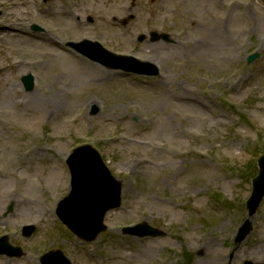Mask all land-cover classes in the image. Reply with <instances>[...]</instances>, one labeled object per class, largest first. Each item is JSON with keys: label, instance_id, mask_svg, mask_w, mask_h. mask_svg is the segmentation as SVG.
<instances>
[{"label": "rangeland", "instance_id": "obj_1", "mask_svg": "<svg viewBox=\"0 0 264 264\" xmlns=\"http://www.w3.org/2000/svg\"><path fill=\"white\" fill-rule=\"evenodd\" d=\"M72 4L79 35L59 15ZM83 37L151 61L112 58L136 70L153 73L156 62L160 75H127L87 57L83 67L75 58L52 60ZM4 65L0 234L26 254L0 256V264H40L43 252L57 248L73 264H215L219 258L264 264V200L251 217L252 231L237 240L264 153V0H0ZM29 73L35 85L27 89ZM64 95L67 105L55 119L10 114L32 112L27 106L20 112L14 99L35 106L34 100L59 102ZM150 140L158 149L141 143ZM88 144L123 184L122 206L107 213L109 229L91 242L57 216L71 191L67 158ZM9 204L15 213L7 212ZM143 222L163 235L127 234L125 227ZM25 224L36 225L32 236L23 235Z\"/></svg>", "mask_w": 264, "mask_h": 264}, {"label": "water", "instance_id": "obj_2", "mask_svg": "<svg viewBox=\"0 0 264 264\" xmlns=\"http://www.w3.org/2000/svg\"><path fill=\"white\" fill-rule=\"evenodd\" d=\"M257 54L250 58V61L255 58ZM26 87L30 89L33 86V78H25ZM260 173L254 180V191L249 200L248 207L250 215L256 212V209L264 196V155L259 159ZM108 170L100 165L96 166L89 176L83 175L76 171L75 176L78 178L77 190L82 192L85 189H90L89 185L97 187L99 184L105 182V176L109 179ZM95 173V175H93ZM82 195V194H81ZM119 187L113 183V190L104 193L103 196L95 194L89 196L82 201L75 198L72 205L63 204L60 209V216L75 232L81 236L93 239L101 230L105 229L103 218L105 212L109 207L119 205ZM251 223L249 220L245 222L240 230L238 241H242L251 230ZM133 233L146 235H155L157 231L146 224L139 225L131 229ZM53 255H49L52 257ZM61 263V262H60Z\"/></svg>", "mask_w": 264, "mask_h": 264}, {"label": "bare ground", "instance_id": "obj_3", "mask_svg": "<svg viewBox=\"0 0 264 264\" xmlns=\"http://www.w3.org/2000/svg\"><path fill=\"white\" fill-rule=\"evenodd\" d=\"M76 7L77 5H74L72 4L71 6H69V8H66V9H62L61 10V13H59L60 15V18H66L67 22H70V25H71V31L76 34V35H79L80 33H82V29L79 27V25L82 23L78 17V14H76ZM20 25V24H19ZM21 26V25H20ZM7 29L10 31V32H15L17 31V29H10L9 27H7ZM8 31V32H9ZM7 34V33H6ZM79 37V36H78ZM78 37H75V38H78ZM6 36L3 37V39H5ZM52 44H55L57 45L59 43L58 40H56L55 38L51 40ZM58 42V43H57ZM65 58V57H69L68 55H65L63 53L61 54H56L54 53L53 54V57H52V60H59L60 58ZM86 57H76L75 60H74V64H76V62L78 64H81L80 66L83 67V66H87V62H86ZM18 66V64H16ZM88 65L90 66V64L88 63ZM96 65V63H91V68H93L94 66ZM68 66V71H71V72H74V71H79L75 68H73L72 66L74 65H70V64H67ZM79 66V65H78ZM100 69V68H99ZM67 70V68H66ZM5 71V70H4ZM120 72V71H119ZM80 73V72H78ZM113 76L115 75V73H112ZM65 89H62V92L64 91ZM58 97V95H57ZM65 95L64 96H61V101H52V100H48L46 102H38L37 100H34V102H31L33 105L35 106H30L28 103H25V101H19L17 99H14L13 102L18 106L20 107L18 110L20 112L23 111L24 107H28L30 110H32V112H29L27 114H17L15 111H12L10 114L12 117H17L18 119H20L21 117H24V116H32L33 118H36V117H41L43 118L44 116H49V115H53V119L59 117V116H62L61 115V111H62V106L63 104H66L65 103ZM182 100V99H181ZM37 103H36V102ZM67 105V104H66ZM203 106V105H202ZM194 109V107H192ZM9 112L6 113V115H8ZM195 119L197 117L193 116V117H190V120L192 119ZM157 122V121H156ZM154 122V124L156 123ZM132 143H138V141H134ZM139 144V143H138ZM145 146H147L148 144H144ZM42 153V152H41ZM12 154L13 152L11 150H7V159L8 160H12ZM29 156V155H28ZM27 158V162L32 159V157L30 156L29 158L27 156H25ZM26 167H29L26 166ZM5 172V171H3ZM15 175L17 176H20V173L17 172ZM221 262H223V260L221 261V258H219L218 261H214L215 264H222Z\"/></svg>", "mask_w": 264, "mask_h": 264}, {"label": "flooded vegetation", "instance_id": "obj_4", "mask_svg": "<svg viewBox=\"0 0 264 264\" xmlns=\"http://www.w3.org/2000/svg\"><path fill=\"white\" fill-rule=\"evenodd\" d=\"M0 224H4V221L0 219Z\"/></svg>", "mask_w": 264, "mask_h": 264}]
</instances>
